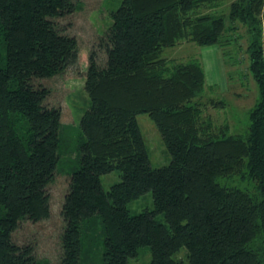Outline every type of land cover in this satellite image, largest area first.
I'll return each mask as SVG.
<instances>
[{
	"label": "trees",
	"instance_id": "1",
	"mask_svg": "<svg viewBox=\"0 0 264 264\" xmlns=\"http://www.w3.org/2000/svg\"><path fill=\"white\" fill-rule=\"evenodd\" d=\"M223 1L120 0L92 31L76 0H0V264H127L143 246L147 264H264V0H230L226 16ZM239 25L257 100L246 131L228 134L205 115L223 102L201 100L198 59L161 52L185 40L223 49ZM74 77L89 102L61 173ZM142 112L166 165L149 164ZM112 170L119 180L103 189ZM146 190L152 209L129 213ZM51 220L52 253L22 231Z\"/></svg>",
	"mask_w": 264,
	"mask_h": 264
},
{
	"label": "rangeland",
	"instance_id": "2",
	"mask_svg": "<svg viewBox=\"0 0 264 264\" xmlns=\"http://www.w3.org/2000/svg\"><path fill=\"white\" fill-rule=\"evenodd\" d=\"M76 1L81 21L86 23L85 29L92 31L102 30L110 24L107 10L116 8L120 2V0ZM228 1L230 0H224L220 5L221 10H224L221 13L225 16L228 12L226 6ZM236 32L232 37L237 36V38H233L223 49L214 44L198 45L185 40L172 47L164 48L161 52V56L172 60L185 61L191 57L198 59L204 80V95L201 100L206 101L208 98L215 102H223L222 105L207 106L205 115L210 118L212 125H226L228 134H243L246 131L248 112L257 100L256 84L248 68L250 63L245 29L239 25ZM81 56L83 55L81 54ZM82 83L83 78L81 80L80 77L66 78L63 83L69 89L65 99L67 98L66 105L70 108L71 121L64 124L60 132L59 150L63 156L58 161L57 168L61 173L68 172L75 165V156L71 152L75 149L78 138V120L89 102L87 94L81 87ZM135 119L142 135L150 166L160 167L168 164L170 156L152 120L143 112L137 113ZM99 180L102 188L108 189L111 184L119 180V172L112 170L101 174ZM54 201H52V211L53 214H56L59 206ZM126 207L131 214L152 209L151 191L146 190L137 198L128 201ZM158 218H161V215H158ZM46 226L49 228L47 230H54L56 227L58 228L59 222L54 220L52 224L51 220L36 226L24 225L22 231L23 234L33 232L35 244L41 247L46 239L44 236L47 234L44 233ZM43 246L51 248L50 253H52L54 242L48 237ZM46 258L48 259V257ZM148 260L149 252L147 247L143 246L138 248L135 257L127 260V264H147Z\"/></svg>",
	"mask_w": 264,
	"mask_h": 264
}]
</instances>
